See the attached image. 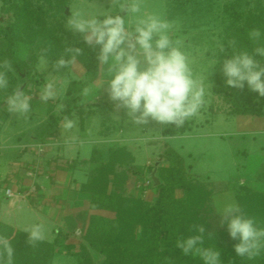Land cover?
<instances>
[{
	"label": "rangeland",
	"instance_id": "1",
	"mask_svg": "<svg viewBox=\"0 0 264 264\" xmlns=\"http://www.w3.org/2000/svg\"><path fill=\"white\" fill-rule=\"evenodd\" d=\"M120 2L131 3V0ZM24 3L35 12L34 18L42 20L40 24L44 26L43 38L34 46L23 43L15 45V57L27 66L21 75L9 72V88L0 92V180L3 178L0 187L9 172L13 171V163L17 162L14 146L18 143L20 133H29L42 120L38 114L32 116L30 113H9L6 103L2 102L4 97L21 87L27 95L32 96L30 102H39L37 93L49 74L54 75L50 79L55 78L57 81L65 78L70 81L84 80L85 71L78 62L81 55L70 69H62L58 74L53 72L51 65L44 72L39 71L38 64L34 65V61L38 59L39 63L44 49H48L49 61L64 55L67 46L79 47L72 39L74 34L79 33L66 26L67 20L75 14L119 12V6L114 5L112 0H0V61L5 60L1 56L6 48L3 29L15 21V7ZM140 7L139 16L154 14L171 23L170 36L173 42L179 41L178 46L188 56L194 75L203 80L206 90L205 105L196 117L186 121L192 124L190 131L171 137L163 133L168 125L151 122L139 127L129 124L123 110L115 111L113 102L108 99L104 89H100L98 79L87 87L90 89L87 95L82 91L86 111H93L85 123L75 116L74 128L78 130L82 124L86 127L85 132L95 134V146L85 143L81 150L87 156L94 148L88 161V181L96 182L100 179V186L97 187L94 183L88 193L96 199L100 197L102 201L93 208V215L84 234L82 233L83 239L75 250L67 246L62 249L54 248V257L68 256V259H58L57 263L60 264H94L101 263L106 256L120 258L118 253L122 250V237L129 238L133 235L138 240L144 238V230L140 226L133 232L129 227L123 229L122 226L132 219L130 208L140 201L147 204L154 201L157 185L153 181L156 179L163 182L171 169L183 168L192 178L193 186L204 194L198 201L196 198L190 200L189 209L200 213L199 217L209 224L210 232L227 231L226 225L221 226L219 223L220 212L225 205L236 204L244 212L249 208V200L244 197L252 195L253 200H256V196H264V116L231 114L233 102L239 94L254 100L256 93L250 92L247 85L243 90L226 86L219 64L233 51L229 47L230 41H236L237 49L251 51L255 47L248 34L254 27L253 21L264 19V0H191L188 3L140 0ZM136 18L137 15H131L126 19ZM25 34L28 36L30 32L26 30ZM260 42L263 43L262 40ZM221 44L226 48L225 53L219 52L218 46ZM256 59L260 58L257 56ZM213 61L217 63L213 64ZM69 85L70 83L67 88ZM59 99L48 102L52 106V112H56ZM110 161L112 169L104 167ZM101 167L104 171L105 168L109 170L104 175L105 181H101ZM176 197L186 196L182 191H177ZM186 199L189 201L190 197ZM241 204L246 209L243 210ZM15 216L20 217L19 212ZM10 219L5 217L4 220L13 221L14 218ZM7 239L11 243L14 236ZM235 243L237 241L229 236L225 245L231 247ZM39 248L45 250V247ZM14 255H18L16 251ZM46 255H51L48 249ZM137 262V259L130 258L128 263L120 264Z\"/></svg>",
	"mask_w": 264,
	"mask_h": 264
},
{
	"label": "clouds",
	"instance_id": "2",
	"mask_svg": "<svg viewBox=\"0 0 264 264\" xmlns=\"http://www.w3.org/2000/svg\"><path fill=\"white\" fill-rule=\"evenodd\" d=\"M119 12L113 14L105 11L98 15L75 14L66 22L67 29L79 33L89 47L99 46L97 60L99 65V85L113 102L115 111H124L127 122L135 126H146L151 122L161 125H174L179 128L185 122L196 117L205 105L206 90L203 80L194 75L188 56L173 42L170 36L171 23L157 15L139 16L140 0L121 3ZM121 13H126L122 15ZM137 15L135 20L126 19ZM102 17V18H101ZM249 39L255 43L251 51L237 49L236 41H230L233 49L230 56H225L220 70L225 78V85L243 90L245 85L250 92L264 98V43H261V31L256 28L249 32ZM219 52L225 53L224 45H219ZM48 49L42 50L38 70L44 72L49 65L54 73L70 69L83 54L80 47H65L64 55L49 64ZM260 59H256V57ZM216 64L217 61H213ZM14 71L12 63L5 59L0 61V92L9 88L8 73ZM49 74L38 91L39 100L46 104L66 92L71 82L65 78L57 81ZM90 89L85 88L87 95ZM32 96L27 95L21 87L4 97L6 109L14 115H27L32 112ZM64 104L57 105V113L63 111ZM118 117V116H117ZM119 118V117H118ZM76 126L74 119L64 117L65 129ZM221 226L226 225L237 256L252 260L264 249V228L258 227L253 217L246 216L236 204H227L220 212ZM199 234L177 239L175 246L187 256L193 252L204 264H222L218 249L199 247L204 244L203 225H196ZM27 242L35 245L46 239L43 223H35L25 229ZM14 248L10 241L0 235V264H13Z\"/></svg>",
	"mask_w": 264,
	"mask_h": 264
},
{
	"label": "trees",
	"instance_id": "3",
	"mask_svg": "<svg viewBox=\"0 0 264 264\" xmlns=\"http://www.w3.org/2000/svg\"><path fill=\"white\" fill-rule=\"evenodd\" d=\"M174 1L176 3L191 2V0ZM15 8V21L10 22L7 24L6 29H3L5 31L4 40L6 48L1 52V56L3 55V58L5 57V59L12 63L14 69L13 72H18L21 75L27 65L15 57V45L17 43H23L28 46H34L39 39L43 38L42 29H44V26L40 24L42 20L38 17L34 18L35 12L30 10L29 5L24 3L22 6H16ZM252 24L254 25L253 28L251 27L252 29L258 28L261 31V40L264 43V19L258 18L253 21ZM26 30L30 32L28 36L25 34ZM72 39L74 40L75 45L83 50V54L80 56V59L77 60L82 64L85 71L84 80H73L70 82L69 87L60 97L57 104H64V110L59 113H57V111L55 113H50L47 121L37 129V139L42 142V144L47 143L49 138H53L57 134L61 125L64 123L65 116H68L69 119L78 116L83 123L92 115L93 110H90L91 113L86 111L83 103L82 91L98 79L100 72L97 60L99 46L95 49L89 47L84 43L80 34H74ZM52 61L55 60H49L50 63ZM36 64H38V59L34 61V65ZM12 92L13 91L9 93L12 94ZM9 93L7 95H10ZM236 98L237 100L235 99L233 102V110L231 111L232 115L264 116V98L258 97V94L253 98L254 100H252V98L246 99L243 95L240 96V94ZM191 125L192 124L188 122H185V124L179 128L174 125H168L163 133L166 136L171 137L184 134L190 131L192 127ZM105 166L112 169V161H110L109 164L104 165V167ZM102 168L103 167L99 170L101 172H98L101 173V181H105L104 175L106 176L107 171L109 170H106L107 168H105L104 171V168ZM168 172V177L164 179L165 182L158 180L156 198L154 201L151 204L141 201L138 202V205L129 209L132 219L128 222H123V229L129 227L131 232H133L137 226L143 228L144 238L138 240L133 235L129 238L122 237V250L118 253L120 258L106 256L101 263L96 262L94 264L128 263L130 258L137 259L138 262L134 264H204V261L195 252L185 256L183 255L182 250L175 246L177 239L199 234L195 231L194 226L196 225H203L206 228V232L204 233V244L199 247L216 248L220 250L222 264H264V249L261 250L259 256L252 260H248L247 258H242L236 255L233 248L234 244L231 245V247L225 245L226 240L229 238L227 231L217 233L215 230L214 232H210L209 224L204 218L199 217L200 213L189 209L191 207L189 206L190 200L196 198L195 200L198 201L204 194L199 188L193 186L191 181L192 178L183 168L171 169ZM155 178H157V176H155ZM99 180L100 179H97L96 182H94L95 180L88 181L85 184L84 189L87 192L91 191L94 183L97 184V187L100 186ZM153 182L155 184V181ZM177 191H182L186 197H176ZM188 197H190L189 201L186 199ZM244 199L249 200V208L243 213L248 217H251L252 215L257 226L264 228V196L263 198L261 196H256V200H253L252 195H247ZM242 207L243 210L246 209L244 205H242ZM249 209L251 210L249 211ZM0 234L6 238L14 236L11 245L18 255L13 256V264L53 263V245L42 241L37 242L33 246L27 242V233L17 231L4 224H0ZM39 247H42L45 250H42ZM47 249L50 251V256L46 255ZM42 258L45 260H42Z\"/></svg>",
	"mask_w": 264,
	"mask_h": 264
},
{
	"label": "crops",
	"instance_id": "4",
	"mask_svg": "<svg viewBox=\"0 0 264 264\" xmlns=\"http://www.w3.org/2000/svg\"><path fill=\"white\" fill-rule=\"evenodd\" d=\"M30 103V114H38L42 120L29 133L17 135L18 143L14 146L17 162L13 163V171L9 172L0 187V224L25 232L33 224L43 223L46 229L43 242L56 249L67 246L75 250L83 239L93 208L102 201L100 197L90 196L84 189L89 177L88 161L94 148L86 156L82 154L81 147L85 143L94 145L95 134L85 132L86 127L82 124L78 130H69L63 123L57 134L47 140L45 152L38 155L35 148L42 142L37 139V129L55 111H51L49 103ZM7 189L15 193L13 198L6 196ZM16 212L20 217L15 216ZM5 217L14 219L4 220ZM60 258L68 259V256L56 255L52 264H60L57 263Z\"/></svg>",
	"mask_w": 264,
	"mask_h": 264
},
{
	"label": "built area",
	"instance_id": "5",
	"mask_svg": "<svg viewBox=\"0 0 264 264\" xmlns=\"http://www.w3.org/2000/svg\"><path fill=\"white\" fill-rule=\"evenodd\" d=\"M47 146V144L46 143H44V144H40L39 146H37L35 149V151H36V153L38 154V155H42L44 152H45V147ZM6 196L8 197V198H13L14 197V195H15V193L13 192V190L12 189H7L6 190Z\"/></svg>",
	"mask_w": 264,
	"mask_h": 264
},
{
	"label": "water",
	"instance_id": "6",
	"mask_svg": "<svg viewBox=\"0 0 264 264\" xmlns=\"http://www.w3.org/2000/svg\"><path fill=\"white\" fill-rule=\"evenodd\" d=\"M154 179H155V178H154ZM155 182H156L155 184L157 185V184H158V181H157L156 179H155Z\"/></svg>",
	"mask_w": 264,
	"mask_h": 264
}]
</instances>
